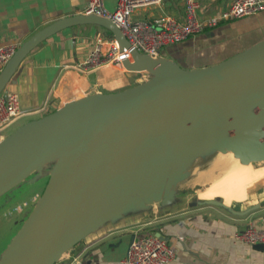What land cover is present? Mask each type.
<instances>
[{"label": "water", "instance_id": "1", "mask_svg": "<svg viewBox=\"0 0 264 264\" xmlns=\"http://www.w3.org/2000/svg\"><path fill=\"white\" fill-rule=\"evenodd\" d=\"M84 25L105 29L121 53L131 50L132 59L123 61L127 73L150 78L66 103L0 143V198L47 179L0 264H58L107 224L174 205L198 161L232 153L243 166L264 162V40L216 65L188 70L133 50L108 19L71 16L17 49L0 71V95L36 48ZM253 247L264 252L262 244Z\"/></svg>", "mask_w": 264, "mask_h": 264}, {"label": "crops", "instance_id": "2", "mask_svg": "<svg viewBox=\"0 0 264 264\" xmlns=\"http://www.w3.org/2000/svg\"><path fill=\"white\" fill-rule=\"evenodd\" d=\"M118 0H104L114 12ZM186 0H162L158 6L140 8L134 20L154 23L172 17L183 20ZM234 0H197L201 17H218ZM90 0H0V46L20 47L33 35L52 23L71 16L86 15ZM101 27L84 25L62 31L36 48L20 65L6 90L20 97L21 107L28 115L20 125L44 117L66 103L98 93H116L136 86L134 74L119 65L82 73L77 65L95 48ZM106 31V30H105ZM106 36V33H105ZM264 40V12L230 22L187 41L163 50V57L188 70L202 69L221 63ZM123 85L108 88L115 75ZM106 88V89H105ZM15 124V123H14ZM13 124V125H14ZM12 125V126H13ZM11 126V127H12ZM10 127V128H11ZM214 161V160H213ZM212 161V162H213ZM211 164L200 173L207 172ZM250 168L254 171L263 170ZM217 174V172L215 173ZM198 179V178H197ZM212 181L191 179L179 186L177 202L167 208L154 206L151 211L130 215L117 224H107L89 236L58 264H72L73 257L83 251L85 264H122L133 240L145 234L161 235L176 250L170 264H264V252L253 246L235 243L237 232L250 227H264V178L249 187L245 197L225 207L207 205L200 184ZM194 190L196 195L181 197L180 191ZM197 192L201 194L197 195ZM262 209L247 216L243 213L257 205Z\"/></svg>", "mask_w": 264, "mask_h": 264}, {"label": "built area", "instance_id": "3", "mask_svg": "<svg viewBox=\"0 0 264 264\" xmlns=\"http://www.w3.org/2000/svg\"><path fill=\"white\" fill-rule=\"evenodd\" d=\"M161 3L162 0H118L116 10L110 12L105 7L104 0H90L86 15H96L112 21L133 50L157 59L163 57L164 49L181 44L207 29H213L223 22L264 12V0H234L220 16L204 18L199 14L200 6L197 0H186L184 19L181 21L172 17L158 19L154 23L133 19L136 10L158 6ZM17 49L18 47L13 45L0 46V71ZM126 59H132L131 50L121 53L120 46L113 37L98 36L95 48L77 65V69L88 73L108 65L123 67V61ZM148 77L150 78V75ZM26 115L28 113L23 111L17 93L5 90L0 95V143L5 139L4 132ZM234 241L250 246L264 245V227H250L239 231L235 234ZM82 256L83 251L73 257L72 264H85ZM175 257L176 250L173 247L159 236L149 233L133 240L122 264H170Z\"/></svg>", "mask_w": 264, "mask_h": 264}, {"label": "rangeland", "instance_id": "4", "mask_svg": "<svg viewBox=\"0 0 264 264\" xmlns=\"http://www.w3.org/2000/svg\"><path fill=\"white\" fill-rule=\"evenodd\" d=\"M105 33V29L101 28L97 37H112L105 36ZM117 76L118 75L116 74L113 80L109 81L110 85L108 88H115L117 85L121 86L124 84L122 81L117 79ZM148 76L149 75L147 73L134 74L132 84L133 82L137 85L144 83L149 79ZM21 124L22 122L15 123L11 128L4 132V136L7 137L14 133L20 128ZM219 156L222 162H218V160H216ZM210 164L211 166L207 171L206 177H210V179L216 184L213 185L207 192L202 194L201 198L203 200L223 198L226 204H230L233 201H237L238 199L245 197L249 187L257 182H260L264 178V169L254 171L250 168V165L243 166L240 161L235 159L233 154L230 153L227 155L218 154L209 163L198 161L193 171L192 179L197 180L199 171L206 169ZM252 165L254 169H260L264 167V162ZM216 172L217 174H215ZM212 181L201 183V189L209 188ZM187 183L188 182H183L181 187H185ZM46 184L47 179H41L36 183H24L20 187L0 198V257L33 210L34 205L38 198L42 195ZM180 194L181 197H191L196 195L194 190L180 191ZM198 194L201 193L197 192V195Z\"/></svg>", "mask_w": 264, "mask_h": 264}, {"label": "bare ground", "instance_id": "5", "mask_svg": "<svg viewBox=\"0 0 264 264\" xmlns=\"http://www.w3.org/2000/svg\"><path fill=\"white\" fill-rule=\"evenodd\" d=\"M216 160H218V162H222L220 156L218 158H216ZM206 174H207V172L200 173L199 176H198L197 181L198 182L203 181L206 178Z\"/></svg>", "mask_w": 264, "mask_h": 264}]
</instances>
